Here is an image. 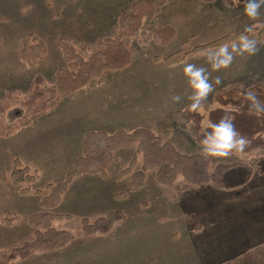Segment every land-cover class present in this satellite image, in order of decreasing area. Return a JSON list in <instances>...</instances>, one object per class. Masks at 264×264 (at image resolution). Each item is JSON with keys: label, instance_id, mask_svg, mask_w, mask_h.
<instances>
[{"label": "rangeland", "instance_id": "1", "mask_svg": "<svg viewBox=\"0 0 264 264\" xmlns=\"http://www.w3.org/2000/svg\"><path fill=\"white\" fill-rule=\"evenodd\" d=\"M137 1L0 0V130H8L20 121L26 114L24 100L32 93H43L55 81L57 73L69 67L64 44L74 47L73 54L87 57L90 52L83 48L90 47L94 52L99 43L115 37L120 31L118 19ZM208 2L211 4L205 3L196 9L183 0H169L151 20L141 21L142 33L130 37V60L126 66L92 75L85 85L70 95H62L56 107L34 115L27 127L0 136V264H72L75 261L77 264H115L117 261V264H264V243H245L247 239L257 238L240 220L242 212L237 209L226 211L220 207L216 216L219 223L210 228L204 226L198 234L192 230L197 222H205L210 205L222 206L224 202L206 184H186L179 175L173 184L160 188L156 170L148 169L144 186L131 191L132 173L142 165V155H139L137 163L124 172L136 153L134 143L115 151L106 168L107 178L98 174L74 177L57 205L49 208L42 205L43 197L50 194L47 185L64 181L82 153L80 145L76 147V142H80V124L84 133H113L117 129L131 132L146 127L162 135L168 130L166 140L180 152L201 154L199 142L187 130L178 129L174 119L176 108L183 109L191 102L188 82L181 89L175 84L167 86L156 73L157 67L169 66L163 62L154 65V57L165 58L179 50L190 52L196 46L242 32L250 23L264 21V7L255 20H250L243 12L242 0ZM168 22L175 23L177 33L165 43L155 41L152 38L155 27ZM247 35L254 39L258 36L256 32ZM259 49L251 56H235L228 68L218 71H213L207 62V55L213 50L190 53L175 65L182 67V73L171 72L175 75H184L186 63L204 67L209 73L213 90L203 102L204 111L200 112L205 115L204 125L207 114L217 105L212 99L221 90L219 87L228 83L229 78L222 76L226 71L236 83L264 81L263 70L246 66L250 59H264ZM233 67L244 68L239 71ZM217 76L221 77L219 84L215 83ZM182 89L184 93L179 102H173L171 97ZM42 103L39 100L36 106ZM247 104L245 98L241 108L249 110ZM70 123L78 124V132H71ZM17 158L38 171L39 178L13 183L10 175ZM261 158L264 150L207 159L212 170L218 163L242 162L254 166ZM120 173L123 175L117 178ZM189 189H194L193 195L187 192ZM120 193L124 194L118 197ZM199 200L203 205L202 215H197L192 206ZM114 211H122L126 219L111 232L100 235L85 231V221L94 223ZM42 212L56 215L43 222L32 217ZM234 214L239 222L231 224V220H236ZM235 224L241 226L236 239L242 240L246 247L232 257L229 255L232 250L226 244L232 237L223 229ZM48 228L68 231L72 238L52 250L30 249L29 245L37 238L36 230ZM195 249H199V257ZM12 253L16 255L13 259Z\"/></svg>", "mask_w": 264, "mask_h": 264}, {"label": "trees", "instance_id": "2", "mask_svg": "<svg viewBox=\"0 0 264 264\" xmlns=\"http://www.w3.org/2000/svg\"><path fill=\"white\" fill-rule=\"evenodd\" d=\"M169 0H139L129 10L123 13L118 19L119 33L113 38H107L98 44L97 50L91 52L90 47L83 50L90 52L87 57L78 53L73 54L74 47L68 43L65 46V57L70 60L69 67L57 73L55 81L48 84L41 94H31L24 100L26 114L20 121H17L9 129L0 130V136L10 135L14 131L27 127L34 115L45 112L56 107L62 95H70L75 89L85 85L92 75L100 73L105 69H120L126 66L130 60V37L142 33V20H151L155 14L161 11ZM212 1V0H205ZM253 31L258 34V40L264 39V21L253 22ZM244 32V31H242ZM242 32L229 34L212 40L204 45L196 46L190 52L176 51L165 58L154 57V61L163 62L167 66H173L184 61L188 54H199L206 50H215L222 43H230ZM175 28L169 24H161L155 27L152 38L165 43L175 35ZM39 46L42 42L39 41ZM47 85V86H48ZM249 89L253 90L257 98L264 102V83H257L241 87L234 85L221 89L216 93L212 102L217 105L207 114L208 121L218 122L226 114L233 118L236 130L247 138L243 151L238 153H252L257 150H264V115H257L255 112L242 109L245 100L244 93ZM47 99H43L44 96ZM46 96V97H47ZM45 97V98H46ZM41 100V106L36 102ZM174 119L177 121L178 129L188 131L190 136L199 142L207 129L203 124L205 115L200 112L188 111V106L177 109L174 112ZM168 130L162 135L153 132L146 127H139L133 131L117 129L113 133L105 131L86 132L82 140V153L75 160L73 169L67 178L57 184L47 185L50 194L43 197L42 205L46 208L57 205L62 195L66 192L68 185L74 177L84 174H98L106 178V168L112 162L114 153L118 148L128 147L136 144V153L130 162L128 171L132 165L137 163L139 155H142V165L139 170L132 173L129 188L131 191L140 190L145 184V175L148 169L156 170V182L163 186L173 184L179 175L186 184L200 185L213 184L224 190H234L246 186L255 172L264 174V158L256 161L252 166L248 163H218L211 170L209 161L199 153L185 154L180 152L174 144L165 139ZM38 171L32 170L30 166L24 165L20 159H15V167L10 175L11 181L15 184L32 182L39 178ZM123 173V172H122ZM120 173L117 177H121ZM38 193L40 191H37ZM124 193L118 194L123 196ZM56 214L42 212L32 215L33 218L46 221ZM126 215L122 211L107 213L104 217L97 219L94 223L85 221L84 229L87 233H98L106 235L116 224L124 221ZM37 238L29 245L30 249H55L68 243L72 235L68 231H59L48 228L44 231L36 230ZM25 255V254H24ZM14 253L10 258H15Z\"/></svg>", "mask_w": 264, "mask_h": 264}, {"label": "clouds", "instance_id": "3", "mask_svg": "<svg viewBox=\"0 0 264 264\" xmlns=\"http://www.w3.org/2000/svg\"><path fill=\"white\" fill-rule=\"evenodd\" d=\"M243 12L250 19L255 20L260 15V9L264 7V0H242ZM253 31L252 25L246 26L235 40L230 43H222L207 55V62L213 71L228 68L237 55L251 56L258 51L257 40L249 37L247 33ZM183 74L188 81L191 94L188 99V111L203 112V102L213 90V84L209 80V73L204 67H198L192 63H186ZM215 83H220V77H215ZM248 102L247 107L255 114H264V102H261L251 89L244 93ZM173 102H178L181 96L175 94L171 97ZM207 129L199 141L200 153L205 158H222L230 154L243 151L248 143L247 138L240 134L233 123V118L225 115L218 122L205 121Z\"/></svg>", "mask_w": 264, "mask_h": 264}, {"label": "crops", "instance_id": "4", "mask_svg": "<svg viewBox=\"0 0 264 264\" xmlns=\"http://www.w3.org/2000/svg\"><path fill=\"white\" fill-rule=\"evenodd\" d=\"M183 2L186 4H191L196 9L198 6H203L205 3H206V5L211 4V2H208L205 0H183ZM210 12L212 13V11H210ZM225 12H227V11H225ZM165 24L172 25L175 28V32L177 33V27H176L175 23L168 22ZM255 39L257 40L258 49L261 47V52L264 53V39H263V41H259L258 36L255 37ZM155 63L157 64L160 62L154 61V65H156ZM176 66H178V65L176 64ZM176 66L173 65V66H169V67H157L158 72L156 73V75L162 77L163 80L165 81V84L167 83V86L175 84V85L180 86V89L185 88L188 81H186V77L184 75H179V73H182V67H176ZM246 66L248 68H251V69H260V70L264 71V59H262L260 61L259 60L258 61L257 60L252 61V59H250L249 63H247ZM244 67H233V68L241 71V69H243ZM178 70H180L179 73L177 72L178 75L171 73L173 71H178ZM222 76L228 77L229 80H228L227 84L220 86L219 89H224L226 87L234 86V85H239V86L245 87V86L252 85V84L264 83V81H262V80H256V81H254V83H251V84H248V83L245 84L244 82L243 83H236V82H233L231 80L232 76L228 73V71H226V74L222 75ZM259 77H261V76H259ZM259 77H258V79H259ZM184 80H185V83L182 84V82ZM240 81H241V78H240ZM183 93H184L183 89L176 92V94H178L180 96H182ZM176 109H180V108H176ZM70 114H69V116H72ZM66 116H68V115H66ZM69 125H71V127H70L71 132H73V133H74V131L78 132V128H79L78 124L70 123ZM80 127H81L80 128V135H79L80 142H78V141L76 142V144H77L76 147H78L80 145V148H82V140H83V136L85 135V133L83 132V128H82L81 124H80ZM72 129H74V130H72ZM165 132L166 131H164L163 133H165ZM80 176H78V177H80ZM102 178H104V177H102ZM117 178H119V177H117ZM206 185L208 187L212 188L214 190V195L221 197L224 200V202L221 203L222 206L210 205L209 210L206 214L207 218H206L205 222H202V223L197 222L194 225V227L192 228V230L194 232H197V234H198L203 230L204 226L210 228V226L212 227L213 225H216V223H219V219L216 216L218 214V210L220 209V207H222L226 211H232L233 209H237V211L242 212L240 220H242L248 226L250 232L252 233V236H254V237L256 236V238H257V240L247 239V240H245V243L246 242H252V241H255L254 243L257 245L260 243H264V174H261L259 172H255L251 178V181L246 186H243L241 188L234 189V190H224V189H221L217 186L215 187V185H213V184H206ZM158 186L160 188H166L163 185L158 184ZM193 190L194 189H189V191H187V192L189 194L193 195L194 194V192H192ZM216 196H214V197H216ZM118 197H121V196H118ZM142 204L147 205L146 202H143ZM192 206L194 207V212L197 213V215H202L201 214L202 212L200 213V211L203 210V205L200 202V200L195 201V203ZM228 214L229 213L227 212V215ZM232 221H236L238 223L239 218L236 216V220L230 221L231 224H232ZM250 224H252V226H250ZM238 227L241 228L240 224H239V226L237 224H235V225L229 226L227 228L224 227V229H223L224 231L229 232L231 237H232L230 239V242L226 243V244H229V248H231V250H232V252L229 253V255L232 257L236 256V254H239L242 247H246V245H244L245 243L243 244L242 240L237 241V239H236L239 236ZM252 228L254 230H252ZM257 234H259V236ZM254 243H252V245ZM226 244H224V245H226ZM227 247L228 246L226 245V248ZM195 253L198 257L200 256L199 249H195ZM213 254L216 256L215 253H213ZM201 257H203V256H201ZM135 261L136 260H134L133 262H135ZM117 262H115V264H117ZM213 262L214 261H212L211 263H213ZM72 264H77V262L75 261Z\"/></svg>", "mask_w": 264, "mask_h": 264}]
</instances>
